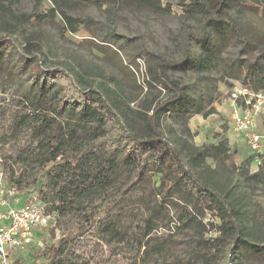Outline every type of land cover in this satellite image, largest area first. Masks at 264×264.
<instances>
[{
  "label": "rangeland",
  "instance_id": "1",
  "mask_svg": "<svg viewBox=\"0 0 264 264\" xmlns=\"http://www.w3.org/2000/svg\"><path fill=\"white\" fill-rule=\"evenodd\" d=\"M216 1L205 0L211 7ZM160 3L169 12L122 6L112 19L103 9L81 4L69 13L89 20V24L76 33L64 31L59 16L50 12L51 5L46 1L39 9L30 0H22L13 7L18 13L42 15L45 19L33 18L22 29L7 35L10 45L0 51V175L11 204L20 206L37 201L46 209L56 207L57 192L67 182V172L54 170L43 195L35 188L29 190L40 177L41 162L47 155L44 149L48 147L40 142L67 135L72 129L76 131L77 144H86L88 138L78 116L71 115L69 105L61 109L62 93L56 91V86H49L40 96L44 76L40 70H66L73 66L80 72V65L82 75H85L83 68H87L92 86L101 92L117 88L126 102L132 98L138 102L147 93L148 99L162 100L169 92L160 85L147 88V73L158 58L180 60L187 44V60L164 69L181 91L183 102L160 115L159 128L165 136L175 141L185 139L194 146L216 142L220 135L231 141L222 163L231 176L233 192L250 197L251 210L264 221V181L247 182L236 174L237 165L250 151L232 130L230 106L234 81L245 83L251 92L259 89L264 68V55L259 54L264 44V0H226L220 15L223 25L217 32L204 29L202 40L203 17L188 16L183 11L190 0H160ZM232 24L242 31L240 36L247 39L246 45L229 27ZM30 35L37 40H31ZM32 42L41 48L37 53L38 69L21 65L19 60L23 56L31 59L24 46ZM71 79L79 87L73 76ZM129 106L135 108L134 104ZM211 109L213 113L205 117L204 113ZM47 125H50L47 136H37L39 128ZM258 126L263 132L264 114L259 116ZM109 133L114 134L112 128ZM105 156V151L97 153L89 165L97 167ZM207 163L215 166L212 160ZM246 168L249 174H254L258 167L250 162ZM118 172L112 177L113 183L93 197H75L70 193L67 207L52 217L48 227L34 231L37 240L28 250L10 249L0 264H29L33 254L43 251L45 245L59 249L55 264H200L190 250L195 240H201L199 233L185 225L179 227L191 209L180 202L154 206L147 185L128 190L126 174ZM16 182L20 185L15 186ZM42 196L46 197V203ZM151 208L156 209L155 214ZM147 220L155 224V229L148 233ZM212 220L207 215L203 223ZM213 235L211 231L207 233L208 237ZM222 264L229 263L225 260Z\"/></svg>",
  "mask_w": 264,
  "mask_h": 264
},
{
  "label": "trees",
  "instance_id": "2",
  "mask_svg": "<svg viewBox=\"0 0 264 264\" xmlns=\"http://www.w3.org/2000/svg\"><path fill=\"white\" fill-rule=\"evenodd\" d=\"M35 9H39L46 1L51 5L50 12L58 15L64 31L76 33L87 27L89 20L72 16L69 10L81 4L93 5L104 10L109 18H114L122 6H136L149 8L153 11L169 12L168 8L161 6L160 0H30ZM226 0H217L214 7L205 0H190L183 11L188 16L200 15L202 20L201 40L204 29L217 32L223 25L224 19L220 15L225 7ZM22 0H0V51L8 49L10 42L6 36L22 29L35 18L42 21L44 16L37 14L18 13L13 8L20 5ZM241 7L253 6L239 4ZM229 25V24H228ZM237 34L239 40L246 45L247 39L240 36L241 30L229 26ZM244 30V29H243ZM5 34L1 35V34ZM187 37H191L187 34ZM31 40H37L30 35ZM24 52L31 59L20 57L21 65L39 68L37 53L41 48L37 43H27ZM36 54V56H35ZM259 54L264 55V44L259 48ZM189 56L186 44L183 57L180 60L166 61L159 59L152 71L147 75L149 81L147 88L160 85L169 92V96L162 100L145 96L136 102L137 98L124 101L115 89H104V92L92 86L88 78L87 68L82 67L79 72L73 66L66 70L59 68L53 70H40L44 76L40 96H43L49 86H56V91L62 93L61 109L69 105L71 115H77L83 123L85 134L88 136L86 144H77L74 141L75 129L56 138H44L41 146L44 149V160L41 162V175L32 182L29 190H35L41 195L48 180L53 179V171L67 172L68 180L57 192V206L48 208L49 214H58L67 207V197L71 193L75 197H93L94 194L110 186L112 177L123 171L127 176L128 190L147 185L152 195L154 206L162 203L180 202L191 209L185 220L179 222V227L199 233L201 240H195L191 245L193 257L200 264H264V221L255 216L251 210L250 197L235 194L231 185V176L223 165V160L230 151L228 140L220 135L216 142L203 143L194 146L185 139L175 141L167 137L159 128V117L162 113L170 112L172 107L181 100V91L164 73L165 68L182 65ZM259 80V89L264 91V68ZM73 76L79 87L75 86ZM242 86H248L239 82ZM135 108H130L129 104ZM79 107H77V106ZM213 109L204 113L208 116ZM85 124V126H84ZM39 128L37 136L45 135L47 129ZM113 129L114 134L109 133ZM109 150V152H106ZM106 153L105 158L97 167L89 163L92 157L99 152ZM214 161V167L207 163ZM258 164L255 155L249 154L236 167V174L242 176L247 182L264 181V154L259 156ZM26 161V159H25ZM254 162L257 171L249 174L247 165ZM22 178V176H21ZM57 182V181H56ZM16 182L15 186H19ZM35 188V189H34ZM26 194L30 195V191ZM43 197V196H42ZM46 197L43 202L46 203ZM152 214L156 213L151 208ZM210 215L212 221L203 223V219ZM151 216V215H150ZM151 218V217H150ZM217 222H215V220ZM147 233L155 229L152 220L146 221ZM177 227V228H179ZM213 232V236L207 233ZM206 235V236H205ZM59 249L52 245H45L43 251L33 254L29 264H55Z\"/></svg>",
  "mask_w": 264,
  "mask_h": 264
},
{
  "label": "built area",
  "instance_id": "3",
  "mask_svg": "<svg viewBox=\"0 0 264 264\" xmlns=\"http://www.w3.org/2000/svg\"><path fill=\"white\" fill-rule=\"evenodd\" d=\"M233 83L230 99L232 130L255 155L258 164L257 159L264 154V131L261 132L258 126V118L264 114V91L251 92L239 82ZM2 182L0 175V259L6 258L10 249L26 252L37 240L34 231L48 227L53 217L46 206L37 201L20 206L11 204ZM8 193L12 196L11 191Z\"/></svg>",
  "mask_w": 264,
  "mask_h": 264
},
{
  "label": "crops",
  "instance_id": "4",
  "mask_svg": "<svg viewBox=\"0 0 264 264\" xmlns=\"http://www.w3.org/2000/svg\"><path fill=\"white\" fill-rule=\"evenodd\" d=\"M232 139H233V138H232ZM232 139H231V140H232ZM228 143H229V145H230V144H232V142H231V141H228Z\"/></svg>",
  "mask_w": 264,
  "mask_h": 264
}]
</instances>
